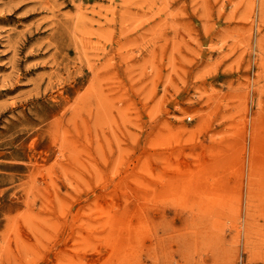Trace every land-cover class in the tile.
<instances>
[{
	"label": "rangeland",
	"instance_id": "1",
	"mask_svg": "<svg viewBox=\"0 0 264 264\" xmlns=\"http://www.w3.org/2000/svg\"><path fill=\"white\" fill-rule=\"evenodd\" d=\"M0 264H264V0H0Z\"/></svg>",
	"mask_w": 264,
	"mask_h": 264
}]
</instances>
